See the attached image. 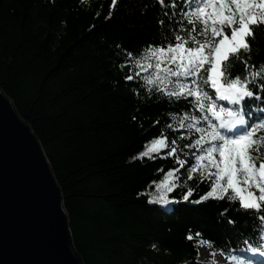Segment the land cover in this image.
<instances>
[{"label": "trees", "instance_id": "1", "mask_svg": "<svg viewBox=\"0 0 264 264\" xmlns=\"http://www.w3.org/2000/svg\"><path fill=\"white\" fill-rule=\"evenodd\" d=\"M150 2L118 0L106 19L110 0H0V91L48 160L81 264H200L199 243L225 257L246 247L221 223L225 202H149L156 197L153 182L179 164L167 156L133 157L162 130L170 140L179 137L167 127H176L170 113L198 115L183 101L156 103L141 81L123 79L125 57L122 50L114 54L115 45L136 54L152 38L158 9L141 13ZM253 58L264 62V26L256 29ZM195 138L189 132L178 143ZM186 176L194 198L209 189L199 174L193 181ZM183 191L169 199L179 200Z\"/></svg>", "mask_w": 264, "mask_h": 264}, {"label": "snow or ice", "instance_id": "2", "mask_svg": "<svg viewBox=\"0 0 264 264\" xmlns=\"http://www.w3.org/2000/svg\"><path fill=\"white\" fill-rule=\"evenodd\" d=\"M117 5L118 0H110L106 19L112 18ZM149 8L158 9L152 38L136 54L115 45L114 54L122 50L125 57L119 62L127 69L123 79L141 81L156 103L173 106L183 101L198 113H170L176 127L172 122L167 127L179 137L170 140L162 130L133 157L167 156L179 164L164 181L153 182L157 196L149 202H225L221 223L246 245L228 260L254 264L243 253L264 257V62L257 65L253 58L256 29L264 26V0H151L141 13L146 15ZM189 132L196 138L179 145ZM183 149H194L183 153L189 159H180ZM180 169H186V181L196 174L200 181H210L209 189L194 198L195 189L174 175ZM178 188L186 191L179 200H170L168 194L175 195ZM186 239H193L191 232Z\"/></svg>", "mask_w": 264, "mask_h": 264}, {"label": "water", "instance_id": "3", "mask_svg": "<svg viewBox=\"0 0 264 264\" xmlns=\"http://www.w3.org/2000/svg\"><path fill=\"white\" fill-rule=\"evenodd\" d=\"M48 160L0 91V264H81Z\"/></svg>", "mask_w": 264, "mask_h": 264}, {"label": "rangeland", "instance_id": "4", "mask_svg": "<svg viewBox=\"0 0 264 264\" xmlns=\"http://www.w3.org/2000/svg\"><path fill=\"white\" fill-rule=\"evenodd\" d=\"M193 135H196V134L193 133ZM180 159L186 160V159H189V157H187L183 153H181ZM191 162L195 163L194 158L192 159ZM186 175H187V171H186V169H184L182 171V173L180 174V181L179 182H183L182 178ZM154 195L157 196V189H155ZM197 252H198V262L200 264H229L230 263V261L226 262L225 259L219 253L215 252L213 249H211L205 243H199L197 245ZM254 256L261 258L260 259L261 261H257L255 258L251 259V260H253L254 264H264V257L260 256L259 254H254ZM245 257H247V256H245ZM250 258H251V256H249V259Z\"/></svg>", "mask_w": 264, "mask_h": 264}, {"label": "bare ground", "instance_id": "5", "mask_svg": "<svg viewBox=\"0 0 264 264\" xmlns=\"http://www.w3.org/2000/svg\"><path fill=\"white\" fill-rule=\"evenodd\" d=\"M205 254V253H204ZM256 259L257 261H261L260 259L261 258H258L257 256H254V254L253 255H251V258L250 259ZM229 264H235V262H230Z\"/></svg>", "mask_w": 264, "mask_h": 264}]
</instances>
